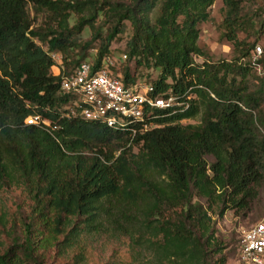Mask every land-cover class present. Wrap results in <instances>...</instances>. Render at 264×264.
<instances>
[{"label": "trees", "instance_id": "obj_1", "mask_svg": "<svg viewBox=\"0 0 264 264\" xmlns=\"http://www.w3.org/2000/svg\"><path fill=\"white\" fill-rule=\"evenodd\" d=\"M214 1L0 0V198L9 193V211L0 208V264H53L50 250L77 245L132 210L135 221L115 229L130 248L152 250L157 264H228L209 213L248 212L262 191L264 79L248 61L256 43L238 38L243 0H222L221 37L233 45L232 60L196 62L205 55L198 25ZM29 4L44 14L42 24L34 25ZM99 16L109 23L105 34L94 26ZM126 23L127 60L159 73L143 81L127 67L112 72L182 104L151 110L134 134L71 115L59 91L61 76L88 61L97 40L91 62L100 64ZM86 26L93 38L82 43ZM28 116L50 125L26 124ZM238 245L239 238L237 257ZM84 247L75 255L93 257ZM122 257L133 264L129 251Z\"/></svg>", "mask_w": 264, "mask_h": 264}, {"label": "rangeland", "instance_id": "obj_2", "mask_svg": "<svg viewBox=\"0 0 264 264\" xmlns=\"http://www.w3.org/2000/svg\"><path fill=\"white\" fill-rule=\"evenodd\" d=\"M242 28L238 33L239 40H243L246 43L259 44L264 50V0H243L242 2ZM223 1L215 0L212 6L209 8V19L198 25L199 37L197 40L198 46L205 52L202 57H197L196 62L200 63L202 59H207L209 62L217 61H231L233 58V45L221 37V21L223 18ZM28 10L32 17L35 16L34 25L42 24L44 21V14L39 12L34 15V12L29 4ZM156 16V10L150 15V19L154 20ZM87 17V16H86ZM99 16L94 22L95 28L100 26L102 33L105 34L109 25L108 21L102 19ZM75 17L71 18L70 24H74ZM261 24V27L259 26ZM132 29L129 23H126L124 31L112 41L109 47V53L107 58L112 62V65L116 70H121L123 67L129 68L131 72H135L136 78L148 81L157 78L159 71L157 69L149 68L146 66H137L133 60L128 61L126 57V43L130 39ZM93 38V33L87 26L84 27L79 34V40L84 43ZM98 46V40L93 42V47L88 50L89 58L91 61L95 55L96 48ZM45 48V47H44ZM77 54V52H74ZM125 55V58L123 57ZM55 71V70H54ZM199 116L194 119L183 120V124L197 123ZM135 152L137 150H134ZM8 191V190H7ZM7 192L5 196L0 198V208H5V211H9L6 206L8 202L4 198L8 197ZM3 208V209H4ZM129 211V210H128ZM115 212V211H114ZM127 212V211H126ZM132 221H135L134 211L130 213ZM211 218L209 220V226L214 228L215 237L222 242L223 253L227 254L228 264H241L238 261L236 254L238 238L243 230L248 229L256 222H264V185L258 198L252 203L251 209L248 212L226 210L222 217L216 216L214 213H209ZM129 217V218H130ZM116 223L111 221L103 222L100 225V229L95 233L83 235L80 242L76 245L69 246L66 250L55 249L50 250L49 257L50 262L53 264H124L126 261L122 257L124 253L129 251L133 256V264H157L155 255L152 250L145 247H129L126 238L121 236L119 231L115 229L117 225L126 224L129 218H123L121 214L113 217ZM103 225V226H102ZM20 228L17 227V234H19ZM7 238L0 229V242H6ZM86 247L93 253V257H88L83 251L80 255H75L79 247ZM84 247V248H85ZM57 250V251H56ZM92 260H94L92 262Z\"/></svg>", "mask_w": 264, "mask_h": 264}, {"label": "built area", "instance_id": "obj_3", "mask_svg": "<svg viewBox=\"0 0 264 264\" xmlns=\"http://www.w3.org/2000/svg\"><path fill=\"white\" fill-rule=\"evenodd\" d=\"M264 50L256 44L248 61L256 73L264 79V66L258 63ZM56 64H61V56L51 53ZM125 58V55L123 56ZM241 61H246L242 58ZM112 62L105 57L94 66L91 61L79 63L72 73L61 76L59 91L68 95L67 108L71 115L85 120L96 121L112 130H131L135 124L143 122L153 109H165L172 105H182L172 95L153 96L152 85L136 83L126 86L119 75L110 69ZM59 72V69H57ZM187 108L189 102L183 103ZM26 124H33L47 130L50 123L39 116H28ZM143 125L142 130L146 129ZM238 261L242 264H264V222L253 224L239 236Z\"/></svg>", "mask_w": 264, "mask_h": 264}]
</instances>
